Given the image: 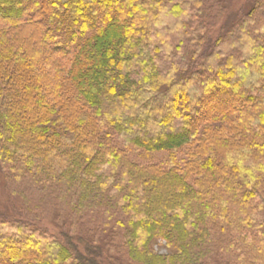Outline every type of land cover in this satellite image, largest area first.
<instances>
[{"label": "trees", "instance_id": "16d2710c", "mask_svg": "<svg viewBox=\"0 0 264 264\" xmlns=\"http://www.w3.org/2000/svg\"><path fill=\"white\" fill-rule=\"evenodd\" d=\"M224 2L0 0V176L112 223L0 217V264H264V0Z\"/></svg>", "mask_w": 264, "mask_h": 264}, {"label": "rangeland", "instance_id": "374dc122", "mask_svg": "<svg viewBox=\"0 0 264 264\" xmlns=\"http://www.w3.org/2000/svg\"><path fill=\"white\" fill-rule=\"evenodd\" d=\"M252 1L225 0L224 4L219 7L216 20L212 22L209 36L215 39L222 28L226 27L236 15L246 13L250 10ZM113 142L115 145L122 147L121 142L117 139H114ZM166 156L167 154L163 151L150 153L137 151L132 152L130 158L136 162L158 164L164 161ZM181 156H184L183 152ZM68 200H58L55 195L51 196L46 190L39 191V189L31 184L26 186L24 183H9V178L5 174L0 176L1 218L27 219L28 222L42 229H46L54 235H58L61 231L68 229L72 233L78 232L77 230L83 231L88 237L87 230L91 232L94 227L96 230L97 228H103L102 223L108 228L112 226L111 222L103 220L101 212L92 213L90 210L88 213L84 212L80 215H67L69 207L66 202ZM25 214H28V216H25ZM115 238L112 243L108 238L109 245L106 248L107 252L102 255V264H135L130 262L129 258L120 252L117 246L120 244L121 239L119 237ZM152 246L157 253L163 255L171 250L161 240L155 241ZM233 255L234 253L231 251L227 257L230 259ZM213 263L215 264V262Z\"/></svg>", "mask_w": 264, "mask_h": 264}]
</instances>
